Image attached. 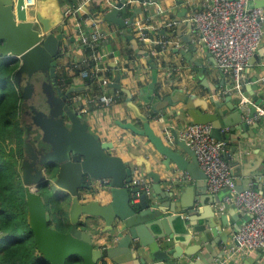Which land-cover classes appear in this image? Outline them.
<instances>
[{"label":"water","instance_id":"obj_1","mask_svg":"<svg viewBox=\"0 0 264 264\" xmlns=\"http://www.w3.org/2000/svg\"><path fill=\"white\" fill-rule=\"evenodd\" d=\"M125 2L126 0H120L101 21L119 24L133 51L145 56L152 67H155L150 52L139 48L132 33L134 17L126 20L117 16ZM262 3L264 0H256L252 6L259 7ZM31 10L33 15L25 7V0H0V57L12 58L18 64L14 79L16 85H21L22 74L27 75L28 81L21 92L23 103L32 112V125L40 131L41 142L49 147V150L44 145L35 149L30 142L32 127L21 120L25 155L21 176L28 224L40 257L49 264H69L70 258L74 256L81 259V264H97L100 259L113 258L114 253L122 251L132 264H148L150 260L153 263L149 264H195L188 256L183 257V253L175 246L177 240H193V235L188 230L189 220L183 214L193 215L194 207L167 202L169 193L160 189L159 175L153 172L149 161L143 157H138L137 163L144 162L146 173L154 182L153 193L142 191L139 186L132 184V168L119 156L109 153L110 145L101 141L99 135L92 132L83 115L68 104L70 93L80 89L71 86L63 92L58 84L57 65L64 37V32H56L64 20L60 0H37ZM38 73L48 75L50 80L42 84L47 97V111L37 109L31 98V80ZM119 77L117 72V78L111 86L120 91ZM179 93L176 98L170 95L159 103L155 102V97L150 99L151 95L147 99H150L155 113L170 105L183 103L185 115L190 118L191 125L211 124L212 136L217 140L226 139L224 130L227 127L232 131L249 130L250 126L243 121L244 110L248 105L239 101L234 103V95L231 93L226 94L225 99L230 105L228 115L221 111L222 101L218 97L211 96L206 101L198 95H188L182 91ZM214 93L212 90V94ZM126 94L127 106L136 119L143 123V127L137 128L129 122L122 126L147 137L155 149L165 156L164 164L167 167L173 162L178 170L202 180L205 175L198 165L194 150L178 138L177 132H172L173 140L169 143L174 147L165 144L153 131L148 117L133 102L130 92L126 91ZM210 105L215 107V111L208 110ZM255 112L256 108L252 107L247 117L252 118ZM260 121L264 123L262 119L256 123ZM236 149L235 146L231 147L230 153H227L229 159ZM183 152L190 156V160L184 157ZM96 182L99 183L97 192L105 191L109 195L108 203L101 204L97 199H87L84 192L92 190V184ZM40 188L48 189L57 198L58 193H61V202L70 198L68 230L61 231L50 225L45 200L39 193ZM205 191L206 187L201 189L204 196ZM137 193L139 203L133 204L132 198ZM153 197L156 202L151 200ZM201 200L203 201L202 197ZM162 205L166 208L163 209ZM102 222L105 225L104 232H108L110 238L117 239L116 247L106 251L95 247L91 235V231L100 230ZM194 231L199 230L195 228ZM217 234L213 229L211 236L214 235V238L205 248L210 245L220 248L226 241ZM178 236L184 237V240H179ZM210 238L199 237L197 247L201 248ZM200 253L205 255V249ZM203 264L211 262L204 261Z\"/></svg>","mask_w":264,"mask_h":264},{"label":"crops","instance_id":"obj_2","mask_svg":"<svg viewBox=\"0 0 264 264\" xmlns=\"http://www.w3.org/2000/svg\"><path fill=\"white\" fill-rule=\"evenodd\" d=\"M83 1L85 0H60L62 10L69 5H82L83 9L64 18L56 31L57 33L64 32L62 51L57 65V81L61 80L62 85L59 82L58 84L63 92L70 89L71 86L80 89L70 93L67 98L68 104L83 115L92 132L98 134L101 141L110 145L108 152L119 156L132 168L133 177H143L150 184V194L153 193L154 182L146 173L144 162L137 163L138 157L149 161L153 172L159 175L160 189L170 195L167 197V202H172L173 205L194 207L193 215L183 214L185 219L189 220L188 230L193 235V240L187 239L183 242L177 240L175 246L183 253V257L188 256L189 260L195 264H203L204 261L217 264L224 255L223 251L236 242L237 234L243 224L244 213L224 201V197L228 193L227 190L210 193L204 178L200 180V178L191 177L187 172L178 170L173 162H170V166L167 167L164 164L165 156L155 149L147 137L138 135L122 126L129 122L137 128L143 127V123L136 119L127 106L126 91L130 92L133 102L139 107L141 113L148 117L155 134L171 147H174L173 144H169L173 140L172 132L178 133L182 128L191 125L190 118L185 115V105L183 103L170 105L160 110L159 113H155L152 110V104H150L151 97H155V102L159 103L170 95L176 98L181 91L188 95H198L206 101L214 96L222 101L221 111L225 115L230 112V105L225 102L226 94L234 95V103L238 101L241 103L242 99L246 98L248 107L244 110L243 121L250 128L249 130L235 129L234 131L230 127L225 128L226 139L224 140L228 146L227 153H230L231 147H237L236 151L232 153L231 159L228 158L227 153L225 159L230 165L237 190L243 191L252 188L264 192V123L262 121L260 123L246 121L252 107L264 108V3L259 5L263 27L261 43L244 70V81L238 92L236 90L227 91L232 85L231 77L219 70L212 55L199 41L196 27L190 19L191 12L195 9V7L189 6L190 0H155L158 9L152 7L149 10L144 9L141 0H126L124 7L119 9L118 17L126 20L134 17L131 24L132 33L139 43V48L150 52L155 67H152L145 56L138 55L133 51L130 42L123 36V28L119 24L101 21L120 0ZM253 3H250V6ZM90 20L96 22L107 33L106 42L99 47L100 52L104 54L101 64L104 69L99 72V75L106 82V92H116L111 83L116 80L117 72L120 74L119 83L122 94L110 105H103L98 101V96L101 94L98 80L94 79L92 84H86L85 80L78 77H73L72 83L64 81L65 76L71 74V67L77 66L88 54L81 37L88 35L91 31ZM170 21H174L176 24L168 27L166 23ZM185 21L187 24H184ZM163 41L166 43L159 44ZM35 90L34 86L32 99ZM212 90L215 91L214 94H212ZM41 91L47 104V97L42 86ZM149 95L151 96L148 101ZM75 98L78 99L74 100ZM208 110L215 111V107L210 105ZM230 117H228L229 120ZM252 127L254 129H251ZM166 130L170 135L166 134ZM32 131L30 142L34 148L38 149L37 144H41L49 150L48 145L42 143L41 139L38 141ZM6 143L8 144L7 150L11 147L15 148V152L17 151L15 140H8ZM183 155L190 160V156L184 152ZM24 157L23 152L21 159L16 158V168L20 176ZM92 187V190L84 192L87 199H97L101 204L108 203L109 195L105 191L97 192L99 183H93ZM205 187L206 194L204 196L201 189ZM151 200L156 202L155 197ZM60 203L58 201V204ZM69 204L70 198L61 203L59 207L67 214ZM161 207L166 208L165 205ZM63 222L66 227L65 216H63ZM104 227V222H102L100 230L91 231V235L95 247L106 251L116 247L117 239L110 238L109 233L104 232ZM195 228H198L199 231H194ZM213 229L218 232V236L226 241L220 248L213 245L205 248V245H209V241L214 238V235L211 236ZM207 236L211 238L201 248H198L196 244L198 238L205 237L207 239ZM178 239L184 240V237L178 236ZM203 249H205V255L200 253ZM113 255V258H105L108 264L124 262L132 264L131 261H127L122 251ZM149 263H153V261L150 260ZM225 264H264V246L255 251L234 255Z\"/></svg>","mask_w":264,"mask_h":264},{"label":"built area","instance_id":"obj_3","mask_svg":"<svg viewBox=\"0 0 264 264\" xmlns=\"http://www.w3.org/2000/svg\"><path fill=\"white\" fill-rule=\"evenodd\" d=\"M37 0L25 1V7L30 9ZM86 1V0H85ZM83 1V2H85ZM256 0H190L189 6L195 7L190 19L198 32L199 41L207 48L214 58L219 70L232 79V85L227 91L241 90L244 81V70L249 60L259 47L263 35L261 24V9L250 6ZM145 10L158 6L155 0H141ZM82 9V5H69L63 10L64 18ZM176 23H166L172 27ZM92 27L88 35H82L81 41L87 50L77 66L81 71L78 78L85 80L89 77L99 81L101 94L98 101L110 105L120 97L119 90L109 93L105 91L106 82L100 78L104 54L99 47L106 42L105 33L96 22L90 20ZM166 41L159 42L165 44ZM75 98L74 100H77ZM247 99L241 103L246 104ZM248 118V117H247ZM264 120V108L256 107L252 118L246 121ZM170 135L168 130L165 131ZM178 138L184 140L195 152L198 165L204 172V179L210 193L227 190L224 197L226 203L232 204L244 213L243 224L237 234L236 242L223 251V257L217 264H225L234 255L246 251H255L264 246V192L256 189L238 191L232 177L230 165L225 159L228 151L226 140H217L212 136L211 124H193L182 128ZM132 184L139 186L142 191L149 192L150 184L139 176L132 177ZM139 201V193L132 198V203ZM139 203V202H138Z\"/></svg>","mask_w":264,"mask_h":264},{"label":"trees","instance_id":"obj_4","mask_svg":"<svg viewBox=\"0 0 264 264\" xmlns=\"http://www.w3.org/2000/svg\"><path fill=\"white\" fill-rule=\"evenodd\" d=\"M17 66L14 59L0 57V264H49L40 257L36 250L34 235L27 219L24 186L16 168V158L21 159L23 156V129L20 113L24 104L21 96L24 80L21 81V85H16L14 82ZM71 70V74L65 76V82L72 83V78L79 76L81 68L73 66ZM93 80L92 77H89L85 79V83L92 84ZM58 82L62 85L61 80ZM120 94L122 93L120 92ZM33 132L37 140L40 141V131L34 130ZM8 140H15L16 152L15 148L11 147L7 150L6 142ZM39 193L43 197L45 196L46 207H50L49 203H51L56 207V214L68 218V215L59 207V199L55 195L46 188H40ZM55 222L60 223L59 230L69 229L65 227L63 218H57L53 223ZM49 223L53 224L50 220ZM69 264H81V259L74 256L70 258ZM97 264L108 263L105 258H102Z\"/></svg>","mask_w":264,"mask_h":264},{"label":"rangeland","instance_id":"obj_5","mask_svg":"<svg viewBox=\"0 0 264 264\" xmlns=\"http://www.w3.org/2000/svg\"><path fill=\"white\" fill-rule=\"evenodd\" d=\"M32 8H34V7H31V9ZM31 9L29 10V13L33 15V11ZM32 82L34 83L35 88H36L35 94L33 96V103H34L35 107H37L39 109H42V110L43 109L46 110L45 96H44V94L41 91V84H40V82L38 80H33ZM24 85H25V82L23 81L22 82V87ZM58 194H59L58 195V198L60 199V197H62V194L61 193H58ZM59 202H61V201L59 200ZM64 202H61V203H64ZM49 204H50V207L47 206V208L49 210L47 212L48 220H50L53 223L54 220H56L57 218H63V216H60L58 213L56 214V207H55V205H53L51 203H49ZM52 225L56 226L58 229L60 228V223L59 222H55ZM69 227H70V225L68 223V220L66 219V228L68 229Z\"/></svg>","mask_w":264,"mask_h":264},{"label":"flooded vegetation","instance_id":"obj_6","mask_svg":"<svg viewBox=\"0 0 264 264\" xmlns=\"http://www.w3.org/2000/svg\"><path fill=\"white\" fill-rule=\"evenodd\" d=\"M25 81V85L28 81V77L26 74H22V77H21V81ZM33 80H38L42 86L43 82H47L49 81V78H48V75H45V74H42V73H38V74H35L33 75L32 77V80H31V83H32V86L34 87V83L32 82ZM47 80V81H46ZM24 85V86H25ZM23 86V87H24ZM33 101V99H32ZM39 109V108H37ZM46 109H48V105L46 104ZM39 110H42V109H39ZM43 111H46L45 109H43ZM23 121L24 123L28 124V125H31L32 129L31 131L33 130H38V128H35V126L32 125V112L30 110V108L28 107V105L25 103L23 104V110H21V113H20V121ZM38 148H40L42 145L41 144H37Z\"/></svg>","mask_w":264,"mask_h":264},{"label":"bare ground","instance_id":"obj_7","mask_svg":"<svg viewBox=\"0 0 264 264\" xmlns=\"http://www.w3.org/2000/svg\"><path fill=\"white\" fill-rule=\"evenodd\" d=\"M25 1H28V0H25Z\"/></svg>","mask_w":264,"mask_h":264}]
</instances>
